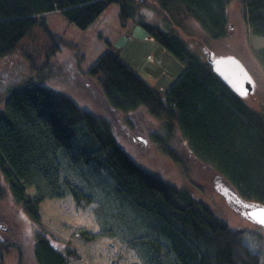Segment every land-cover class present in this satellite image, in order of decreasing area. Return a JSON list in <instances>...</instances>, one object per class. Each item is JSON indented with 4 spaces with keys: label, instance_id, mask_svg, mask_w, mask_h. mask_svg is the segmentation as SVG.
<instances>
[{
    "label": "trees",
    "instance_id": "1",
    "mask_svg": "<svg viewBox=\"0 0 264 264\" xmlns=\"http://www.w3.org/2000/svg\"><path fill=\"white\" fill-rule=\"evenodd\" d=\"M234 1L0 0V61L20 53L46 79L54 55L77 47L54 33L43 15L59 12L88 30L117 4L119 26L133 22L142 28L185 65V73L161 95L110 49L80 73L95 82V93L129 136L142 130L147 144L181 164L173 149L177 134L194 160L245 201L264 206V112L250 108L175 28L182 29L179 15L187 16L211 41H224ZM238 1L250 33L264 38V0ZM142 8L157 9L169 30L145 20ZM254 55L264 68V48ZM3 97L0 173L35 220L43 202L71 197L79 211L95 206L99 227L98 233L79 230L75 237L86 243L118 239L142 264H264L262 234L232 230L187 188L137 163L118 139L117 117L97 116L70 96L31 81ZM146 118L156 121L155 131L136 127L135 120ZM4 193L0 188V198ZM33 255L37 264H70L76 254L43 233L34 240Z\"/></svg>",
    "mask_w": 264,
    "mask_h": 264
},
{
    "label": "rangeland",
    "instance_id": "2",
    "mask_svg": "<svg viewBox=\"0 0 264 264\" xmlns=\"http://www.w3.org/2000/svg\"><path fill=\"white\" fill-rule=\"evenodd\" d=\"M142 10L145 20L158 23L164 30H169V23L164 21V16L157 9ZM242 10V4L238 0L229 6L231 33L224 41H211L199 25L187 16L179 15L183 18L180 22L182 29L175 28L177 34L184 37L203 60L208 61L210 54L212 58L232 59L241 63L254 87V92L243 99L250 108L264 112V68L254 55L255 51L264 48V38L250 33L243 21ZM119 11L117 4L112 5L88 30H82L70 23L62 13L43 15L54 33L63 36L77 48L64 47L57 52L50 61V69L46 72L48 77L43 80L37 73L31 71L20 53L1 60L0 109H3L2 100L5 93L31 81L32 84H40L70 96L81 107L97 116L112 119L117 117L95 93L97 92L95 82L80 72L88 71L109 49L119 55V49L122 47L124 50L121 59L132 70L141 76H146L151 70L150 63L141 70V62L149 55L152 45L142 39L143 32L134 30V26L137 25L133 22L129 23L126 30L119 26ZM262 11L264 13V9ZM107 41L113 44L112 48L108 46ZM127 46L129 47L125 49ZM80 54L85 56L81 68L78 64ZM153 61H156L155 58ZM162 68L168 70L171 79L175 78V81L186 70L185 65L178 60L173 61L171 65L163 64ZM155 70L159 72L158 68ZM175 81L171 80V85ZM166 84V79L161 80L154 89L164 95L166 91L162 89ZM135 121L137 128L142 127L147 131H155L158 126L152 118ZM113 123L117 127L120 143L125 145L126 150L142 167L178 187L187 188L194 199L208 206L232 230L257 231L264 238V229L241 215L242 209L237 204L239 200L234 189L213 169L194 160L183 146L181 137L176 134V140L173 141V149L182 161L181 164H177L156 147H151L149 143L148 145L146 141L133 140L136 136L140 137V140H147L149 137L143 136L142 131H139L138 135L129 136L125 132L124 122L118 120V117L116 121L113 119ZM0 188L5 191L4 197L0 198V264H37L33 255L34 240L38 234L43 233L59 243L61 248L65 247L75 252L76 255L70 258V264H142L135 252L118 239L99 238L86 243L74 236L79 230L99 232L93 214L95 206L84 212L76 209L71 197L47 200L39 206V218L35 220L17 203L7 189L1 173ZM28 194L32 196L33 190L28 189Z\"/></svg>",
    "mask_w": 264,
    "mask_h": 264
},
{
    "label": "water",
    "instance_id": "3",
    "mask_svg": "<svg viewBox=\"0 0 264 264\" xmlns=\"http://www.w3.org/2000/svg\"><path fill=\"white\" fill-rule=\"evenodd\" d=\"M209 61L217 74L242 98H246L254 92L253 84L241 63L232 59L212 58V55H210ZM236 195L247 207V210L242 211L241 215L264 229V223L260 222L264 219V206L247 202L237 193Z\"/></svg>",
    "mask_w": 264,
    "mask_h": 264
},
{
    "label": "crops",
    "instance_id": "4",
    "mask_svg": "<svg viewBox=\"0 0 264 264\" xmlns=\"http://www.w3.org/2000/svg\"><path fill=\"white\" fill-rule=\"evenodd\" d=\"M134 27H135L134 30L143 32L142 39L147 40L146 43L152 45L149 55L146 58H143V61L141 62V70H143L144 67L148 65V63H150L149 65H151L153 69L151 68V70L147 73L146 76H141V75L140 76L153 88L156 86V84H159L161 80L166 79L167 84L162 90L167 92L168 87L172 86L171 80L175 81V78L171 79L170 72L168 70H164L162 68V65L163 64L171 65L173 61H175L176 59L170 53H168L165 49H163L158 43H156L153 39L149 38V36L146 34L145 31L138 28V26H134ZM126 29H128V27ZM128 47L129 46H127L125 49H127ZM119 50L120 51L118 52V54L120 58H122L124 48L122 47ZM153 58H155L156 61L152 62ZM156 68H158L159 70L158 73L155 70Z\"/></svg>",
    "mask_w": 264,
    "mask_h": 264
},
{
    "label": "flooded vegetation",
    "instance_id": "5",
    "mask_svg": "<svg viewBox=\"0 0 264 264\" xmlns=\"http://www.w3.org/2000/svg\"><path fill=\"white\" fill-rule=\"evenodd\" d=\"M142 131V130H141ZM139 140V141H141V142H145V140H140L141 138L139 137L138 138V136H136V137H133V140ZM239 200V199H238ZM237 204L241 207V209H242V211H244V210H247V207H246V205L243 203V202H241L240 200L239 201H237ZM242 213V212H241Z\"/></svg>",
    "mask_w": 264,
    "mask_h": 264
},
{
    "label": "snow or ice",
    "instance_id": "6",
    "mask_svg": "<svg viewBox=\"0 0 264 264\" xmlns=\"http://www.w3.org/2000/svg\"><path fill=\"white\" fill-rule=\"evenodd\" d=\"M260 222H261V223H264V219H262Z\"/></svg>",
    "mask_w": 264,
    "mask_h": 264
}]
</instances>
